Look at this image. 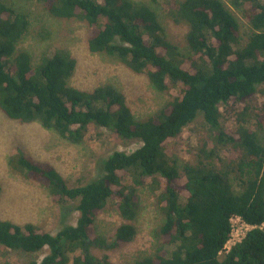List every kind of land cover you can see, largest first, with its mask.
I'll list each match as a JSON object with an SVG mask.
<instances>
[{"label": "trees", "instance_id": "16d2710c", "mask_svg": "<svg viewBox=\"0 0 264 264\" xmlns=\"http://www.w3.org/2000/svg\"><path fill=\"white\" fill-rule=\"evenodd\" d=\"M26 1L43 5L55 18L85 21L91 53L145 74L170 99L155 114L137 119L113 85L74 87L70 79L77 60L65 50L33 65L29 53L17 51L29 32L28 15L0 0L2 112L21 123L37 121L75 144L91 124L142 142L130 154H111L102 163L104 174L79 187H70L53 166L17 150L9 164L45 185L56 202L79 199L80 216L56 235L32 223L0 219V245L27 253L49 249L40 262L27 264H113L108 255L94 256L91 247L113 250L134 240L138 193L148 187L164 221L153 252L135 264H264V0H231L251 27L245 44L238 19L222 0H166L172 19L188 26L186 53L165 38L155 12L133 0ZM199 115L210 138L229 146L236 158L220 157L210 141L199 149L196 164L173 157L171 141ZM112 201L121 223L112 237L98 238L96 218ZM235 215L258 228L222 256Z\"/></svg>", "mask_w": 264, "mask_h": 264}, {"label": "rangeland", "instance_id": "374dc122", "mask_svg": "<svg viewBox=\"0 0 264 264\" xmlns=\"http://www.w3.org/2000/svg\"><path fill=\"white\" fill-rule=\"evenodd\" d=\"M9 1L29 17V32L18 43L17 51L29 53L33 65H37L44 55H53L57 49L65 50L77 60L76 72L70 79L74 87L90 90L103 84L113 85L126 96L137 119L155 114L169 101L170 96L156 91L145 74L134 73L118 60L105 54L91 53L87 45L89 28L85 21L77 18H55L43 5L36 2ZM133 1L155 12L165 38L174 44L180 53L188 51V26L172 19L166 0ZM222 1L238 19L242 41L245 44L251 31L249 23L241 12L231 5V0ZM221 111L223 120L227 121L224 122V127H231L225 105H221ZM210 135L208 127L199 115L171 141L173 157L179 163L188 161L196 164L200 155L199 149L208 141L211 146L217 147L220 157L227 160L237 157L238 154L229 146L217 144L216 139L210 138ZM141 145L139 139H124L112 129L95 124L90 125L81 143H71L37 121L21 123L8 118L0 109V219L20 225L32 223L45 232L56 235L64 227L76 225L80 216L77 210L79 199L64 204L58 203L45 185L27 178L9 164V158L17 150L53 166L70 187H79L104 174L102 163L111 154L117 151L130 154ZM138 199L140 214L136 222L137 234L134 240L113 250L92 246L91 252L94 256L100 259L108 255L113 264H135L143 254L153 252L156 247L155 235L163 224L164 215L160 212L155 193L150 188H142ZM121 220L115 201H112L96 218L95 236L104 239L112 237ZM47 254L48 248L36 253H27L0 245V264L5 260L12 264L40 262Z\"/></svg>", "mask_w": 264, "mask_h": 264}, {"label": "built area", "instance_id": "2783aa9c", "mask_svg": "<svg viewBox=\"0 0 264 264\" xmlns=\"http://www.w3.org/2000/svg\"><path fill=\"white\" fill-rule=\"evenodd\" d=\"M231 221V232L228 241L224 245L221 255L228 253L233 246L240 243L251 230L258 228L257 225H250L246 223L240 216H233ZM264 230V224L261 225Z\"/></svg>", "mask_w": 264, "mask_h": 264}]
</instances>
